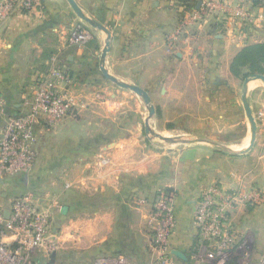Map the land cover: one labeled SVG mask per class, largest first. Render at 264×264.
Returning <instances> with one entry per match:
<instances>
[{
  "label": "crops",
  "instance_id": "1",
  "mask_svg": "<svg viewBox=\"0 0 264 264\" xmlns=\"http://www.w3.org/2000/svg\"><path fill=\"white\" fill-rule=\"evenodd\" d=\"M74 1L111 34L108 73L147 90L155 112L150 116L142 96L106 81L100 61L108 35L69 0H46L43 14L16 13L0 25V136L42 75L66 76L57 85L74 102L75 114L55 127H36V164L28 175L0 176V203L22 194L40 197L51 205L54 231L69 239L66 246L73 245L75 230L97 243L87 250L84 240L86 245L69 253L75 261L59 251L60 264H83L96 255L94 264L116 254L133 264H151L156 253L149 243L148 215L157 193L172 192L177 217L172 251L188 259L198 239L195 203L207 188H264V81L231 72L242 48L264 42V0H218L221 9L179 35L201 0ZM237 6L255 20L235 16ZM74 31L87 32L89 40L73 42ZM245 95L257 123L252 147ZM130 112L137 118H127ZM125 120L137 121L131 139L110 150L83 149L82 143H95L91 138L107 123ZM147 121L173 139L167 150L143 149L138 132L140 122L142 127ZM18 178L23 188L16 185ZM142 199L147 203H136ZM74 211H80L79 221L54 226L55 219L65 220ZM231 221L241 235L254 231L257 246L262 243L258 263L264 252V205L241 206Z\"/></svg>",
  "mask_w": 264,
  "mask_h": 264
},
{
  "label": "built area",
  "instance_id": "2",
  "mask_svg": "<svg viewBox=\"0 0 264 264\" xmlns=\"http://www.w3.org/2000/svg\"><path fill=\"white\" fill-rule=\"evenodd\" d=\"M46 0H0V25L18 12L43 14ZM226 8V7H224ZM221 9L218 0H201L192 17L199 20ZM235 16L247 22L255 20L246 10L236 9ZM87 32L74 31L73 42L86 43ZM176 36H173L174 40ZM66 79L61 72L37 78L30 98L21 102V111L13 115L0 136V176L28 175L37 161V126L52 128L75 114V104L59 91L57 80ZM174 195L161 191L155 195L147 223L149 243L155 258L151 264H264V252L256 263V252L231 221L239 207L264 205V188L227 190L220 184L207 188L195 203L194 222L197 241L190 257L179 262L172 253V239L177 226ZM146 204L145 200H138ZM51 205L40 197L22 194L9 204L0 203V264H60L59 237L52 224ZM251 232V231H250ZM249 233V232H248ZM257 247V243H256ZM94 264H133L125 254L97 259Z\"/></svg>",
  "mask_w": 264,
  "mask_h": 264
},
{
  "label": "rangeland",
  "instance_id": "3",
  "mask_svg": "<svg viewBox=\"0 0 264 264\" xmlns=\"http://www.w3.org/2000/svg\"><path fill=\"white\" fill-rule=\"evenodd\" d=\"M194 6H195V9H194V12H195L197 10L196 3L194 4ZM237 8H239V7L237 6ZM192 15L190 17H192ZM199 20H201V19H199ZM184 21L185 20H183V22ZM189 21L190 22L188 24H184L182 22L181 27L177 30L178 35L184 29L188 28L192 23H197L198 20L196 21V19H194L192 21L191 20H189ZM178 35H175V36H178ZM103 76L105 77L104 74H103ZM118 80L121 81L120 79H118ZM106 81L108 83L112 84V86H115L116 88H119L120 90H128V91L134 92L140 98L143 97V96L141 97L140 94H138L137 92H135V91H133L131 89H127V88H123V87L119 86L117 83L113 82L112 80H110L108 78H106ZM127 83H129V82H127ZM151 105H152V101H151ZM133 115H135V118H137L136 113H132V112H130V114L128 115L127 118L131 119V118H133ZM257 120L259 121V119H257ZM140 121H141V118H140ZM125 122H126V120L123 123L122 122H117V123L109 122V123H107L106 124V126H107L106 129L107 130L106 129L105 130H101L98 133L97 136L91 138V139H95L96 142L95 143H89V140L85 141L84 143H82V147H86V148H83V149L84 150H110L119 141L131 139L132 136H131V131L130 130L134 129L137 126L136 125L137 121L129 120L128 122H126V123ZM134 130H136V129H134ZM149 131L150 132L148 133L146 124H142V127H141V122H140V130L138 132V136H139L138 139H139L140 144L142 143L143 149L144 150H167L166 146H169L170 141H166V140H164V139H162L160 137V136L165 137V135H163L161 132H159V130L156 127L155 123H150L149 122ZM135 136L136 135H134L133 137H135ZM167 138H169V137H167ZM9 184H11V183L9 182ZM16 185L18 186V188H23V182L21 181L20 178L17 179V184ZM79 212L80 211H77V212L74 211V212H71L69 214H65L64 215V218H66L65 220L64 219L63 220L60 219L58 221V219H55L56 223H54V226L55 227H57V225L61 226V224L62 225L64 224V221H68V223H70V222L73 223L75 221H79V218H75V214H79ZM88 216L89 215H87L85 219H87ZM246 234H243V235L244 236L246 235V239H247L248 243L252 244L253 250L255 249V252H257L258 251V247L260 245L259 243H261V242H259L258 246L256 247L257 239L255 237L254 231H251L249 233L247 232ZM70 238H71V243L73 244L71 247L70 246H66V244L69 241V239L67 241H65V239H63V237L61 238L60 235H59V240H58L57 247H58V253L60 251L61 254H67L69 258L73 259V261L77 260L78 258L75 257L74 255L73 256L69 255V253L70 254H75L77 252L76 249H79L80 246L86 245V244L82 245L83 242L87 241L88 245L84 247V249H87V250H90V248H93V247H95V245H97L96 242H91L90 243V239L88 237H86V235H83L81 230H80V232L78 230L73 231V234H72V236H70ZM84 240H86V241H84ZM95 256L96 255H91L90 259L86 260L85 262H83V264H92V262L95 260Z\"/></svg>",
  "mask_w": 264,
  "mask_h": 264
},
{
  "label": "water",
  "instance_id": "4",
  "mask_svg": "<svg viewBox=\"0 0 264 264\" xmlns=\"http://www.w3.org/2000/svg\"><path fill=\"white\" fill-rule=\"evenodd\" d=\"M69 1L71 2V4H72L73 8L75 9V11L82 18L86 19L93 26L98 27L99 29H102V30L106 31V33L108 35V38L106 40V46L104 48V51H103V54H102V57H101V61H100V67H101L105 77L110 79V80H112L113 82L117 83L119 86H121L123 88L131 89V90L137 92L138 94H140L141 96H143L144 100L149 105L150 116H152L154 114V112H155V108H154L153 105H151V98H150V95H149L148 91L143 89V88H141L140 86H138L136 84L119 81L115 76L111 75L106 70V68H105V58H106V55H107V52H108V49H109V46H110V37H111V34L108 31V29L105 26H103V25L93 21L92 19L86 17L85 15H83L81 10L79 9V7L77 6V4L75 3L74 0H69ZM252 78L261 79V80L264 81V75L263 74H255V75L252 76ZM248 82H249V79H247L245 81V86H244V89H245L244 91L245 92H246V89H247ZM244 99H245L247 113H248V116H249V119H250V122H251L252 140H251V146L250 147H252L254 142H255V139H256L257 123H256L255 117L253 116L252 111L250 109V105H249V102L247 100L246 95H245ZM146 126H147V132L149 133L150 131H149V122L148 121L146 122ZM160 137L162 139L166 140V141L173 142V139H170V138H167V137H163V136H160ZM26 180H27V177H25L24 181H26ZM172 253L174 255H176L177 257H179V258L187 260L186 255L183 252H181V251L173 250ZM56 255H57L56 253L52 255L53 259H55Z\"/></svg>",
  "mask_w": 264,
  "mask_h": 264
},
{
  "label": "trees",
  "instance_id": "5",
  "mask_svg": "<svg viewBox=\"0 0 264 264\" xmlns=\"http://www.w3.org/2000/svg\"><path fill=\"white\" fill-rule=\"evenodd\" d=\"M231 72L242 78L264 74V42L249 44L242 48L231 63Z\"/></svg>",
  "mask_w": 264,
  "mask_h": 264
}]
</instances>
